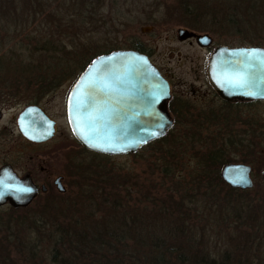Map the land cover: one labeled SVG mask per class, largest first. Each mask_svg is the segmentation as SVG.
Here are the masks:
<instances>
[{
	"label": "rangeland",
	"instance_id": "374dc122",
	"mask_svg": "<svg viewBox=\"0 0 264 264\" xmlns=\"http://www.w3.org/2000/svg\"><path fill=\"white\" fill-rule=\"evenodd\" d=\"M9 1L7 4L0 5V64L2 63L0 65V107L4 110L0 127H3L6 132L9 131L10 135L13 131L15 133L13 140L18 142L15 127L18 113L28 104H38L56 122V133L52 139L40 147L43 151L41 157L43 162L40 165L46 176L50 178L46 181L49 183L47 184L50 189L49 194L45 197L39 196L26 209L13 210L9 206H1L0 242L8 244L11 232L5 228L12 220L29 218L28 226L30 221L38 218L44 228L56 226V221L61 214L58 210L62 208L66 210L70 204L69 200L75 193L76 196L78 194L77 185L80 180L77 179V175H81L82 171L89 167L94 175V172L98 170L94 165H99L111 172L110 177L114 178L112 186L125 185V189L131 192L134 199H148L145 194L151 192L154 193L152 200L155 201V206L158 204L163 207L160 202H164L166 190L181 193V196L173 202L186 203L187 208L179 212L167 208L169 205L166 206L164 213L151 204L147 206L145 214L151 210L147 216L151 231L146 229L144 232H154L157 235L168 234L171 235L172 240L177 236L178 220L186 215L185 219L189 220L187 229L190 228L187 234L190 238L188 239L182 232L173 246V249L177 247L183 250H180L184 253L181 257L186 264H200V259L204 255H208L215 264H251L252 249L249 248L248 236L252 231L244 228L243 225L234 226L226 208L214 207L211 199H205L202 196L205 190L197 189L205 185L195 180V177L197 172L203 169L200 163L201 157L223 149L221 163L250 166L253 187L245 192L232 190L226 186V188H215L214 191L221 196L227 195L228 190L232 193L229 195H239L236 197L237 200L250 203L254 213L264 217V180L261 176L264 170V103L236 105L235 118L230 121L214 118V116L207 121L185 120L178 116L173 134L163 143L152 144L151 148L144 147L132 155L93 159L91 154L85 152L74 140L65 115L67 96L75 80L69 79L48 95L33 100L31 96H37V94H30L33 92H24L17 88L19 86H15L16 90H11L14 85L10 82L18 78L16 74L19 73L16 67L10 66L26 62V58L32 56L31 42L34 38L47 37L52 27L49 24H55L62 29L63 41H73L75 46L83 44L84 48L93 52L107 49L125 50L138 45L154 65L171 79L173 93L185 92V88L205 92L210 97L205 101L212 107L211 110L214 108L215 111L217 110L216 102L213 101L214 97L209 91L210 85L206 77L209 53L216 46L264 47V18L262 20L264 0H248V4L245 0V3L237 8L235 6L236 20L233 22L225 18L235 5L233 0L218 6L216 3L213 5L211 0H190V5L197 10L196 16L184 14L181 0H137L136 4L132 0H116L119 7H115L113 0H104V7L99 10V15H108L109 22L104 29L96 28L93 34L90 33L93 23L89 26L83 25V28L80 27V23L67 26L72 21L81 22L80 20L84 19L77 18V12H82L78 10V1L76 3H70V0ZM120 1L126 3L120 4ZM150 3L151 8L148 6ZM204 6L208 8L205 12L207 14L204 17L203 12L201 17L197 18ZM242 11H249L246 20H242ZM255 11L260 15L255 16ZM32 12H35L34 17L30 15ZM53 14H56V17H53ZM189 22L196 23L200 30L195 26H193L194 29L187 26ZM216 23L223 28L217 29ZM67 27L76 31L78 35L65 36L64 31ZM179 29L193 30L200 35L207 34L212 38L213 45L206 50L194 44L180 42L176 38V31ZM80 30L84 35H81ZM100 32H102L101 35H99ZM29 38L31 40L28 42ZM33 56L35 61L32 62L33 67L26 72L34 74L38 70L34 66L39 60L46 56L51 57L52 54L37 53ZM191 96L194 97L191 101L193 106L191 112L195 113L196 106L202 104L200 102L202 99L198 97L199 94ZM29 98L33 102L29 101ZM222 112L226 114V111ZM249 129L251 134L246 133ZM227 138H231V142ZM25 148L27 152L35 150L29 146L23 147L24 150ZM219 171L220 168L207 173L213 178L216 172L219 176ZM57 176L65 179L67 193L63 197H59L52 186V181ZM107 183L110 184L109 181ZM213 184L214 182L211 183ZM117 190V202L121 206L125 205L126 201H123L125 192L121 191L120 186ZM156 190L159 191L156 192ZM107 191L112 194L110 189ZM148 197L151 198V196ZM113 200L114 198H111L110 201L113 202ZM111 202L110 208L113 206ZM244 205H246L244 210H249V206ZM141 206L144 207V205ZM77 211H80L79 207ZM123 212L88 214L86 224L89 223L91 227L96 225L95 232L98 233L99 228L110 225L113 220H118L123 216ZM72 215H66V217ZM137 229L138 227H135L131 232H139ZM126 232L130 233V231ZM20 235L29 237L25 228L18 232L17 237L20 238ZM35 239L36 235L28 238V240ZM123 245L132 250V244ZM185 263H178L176 260L170 262V264Z\"/></svg>",
	"mask_w": 264,
	"mask_h": 264
},
{
	"label": "trees",
	"instance_id": "16d2710c",
	"mask_svg": "<svg viewBox=\"0 0 264 264\" xmlns=\"http://www.w3.org/2000/svg\"><path fill=\"white\" fill-rule=\"evenodd\" d=\"M77 1L79 6L78 10L82 11L81 13L77 12V18L81 17L85 20L81 19V22L72 21L71 24L67 26H74L77 23H80V27L82 28L83 25L88 24L89 26V24L93 23L97 10L96 12L94 11V4L90 3L89 0H70V3H76ZM233 1L235 4L232 7L233 9L235 6V8H237V6L245 3V0ZM9 2V0H0V5ZM189 2L190 0H181V8L185 15L196 16V8L194 6L192 7ZM211 2L213 5L216 3L218 6V4L230 2V0H211ZM246 3L248 4V0ZM262 3L263 2H261V4ZM233 9L229 10L230 14L228 16H225L230 22L236 20L235 9ZM207 10L208 8L204 6L201 11H199L201 14L200 16L198 15L197 18H200L203 12L205 17L207 14L205 12ZM208 13L210 14V12ZM254 14L255 16L257 14L260 15V13L256 11ZM30 15L34 17L35 12H32ZM241 16L242 20H246L249 16V11H242ZM53 17H56V14H53ZM77 18L76 20H79ZM263 18L264 16L262 15V20ZM48 24V27H52L47 37L37 36L34 38V41L31 42L33 46L31 48L32 56L26 58V62H20V64L18 63L10 66L13 68L16 67V71L19 73L16 74L19 77L10 82L11 85H14L11 90H16L15 86H19L17 88L24 92H33L30 94H37V96H31L33 100L48 95L59 87L60 84L66 81L68 82L69 79L75 80L91 60L98 55L116 50L107 49L105 51L93 52L92 50L84 48L85 45L83 44L75 46L76 44H73L75 42L70 40L63 41V39H61L62 29L59 25L49 24L51 25L49 26ZM187 26L193 29V26H195L199 29L196 23L192 24L189 22ZM216 27L217 29L218 27H220V29L223 28L217 23ZM226 27L228 28V25H226ZM80 32L81 35H84L82 30H80ZM64 33L65 36L68 37L78 35V33L70 29V27H67ZM30 40L31 38L28 39V42ZM105 42L107 44V41ZM130 49L145 53L138 45ZM37 53L42 55L52 54V56H46L40 59L38 64L34 66V68L38 69L34 74L26 72V70L33 67L32 62H35L33 60V55ZM29 101H31V99ZM174 128L164 138L150 143L146 147L151 148L152 144L163 143L173 134L172 131ZM222 150L223 149H218L216 153H210L201 157L200 163L203 169L197 172L195 180L200 181L201 184L205 186L196 188L205 190L202 196L207 200L211 199L214 207L223 206L226 208L234 226L243 225L245 226L244 228L252 231L248 236L249 248L252 249L251 264H264V217L255 214L250 203H245L239 199L237 200L236 197L239 195H229L232 193L228 189V193L225 196H221L218 192H215V188L226 187L221 182L217 172L216 176L213 178L208 176V171H217L225 164V162L221 163L220 161L223 153ZM89 154H91L93 159H95V157L107 158L92 153ZM219 164L221 165L220 167ZM94 166L98 169L94 172V175L90 167L88 169L85 168L81 175H77V179L80 180L77 185L78 194L76 196L75 193V195L72 196L69 200V207L66 210L65 208L58 210L61 214H59L60 218L56 221V226L51 225L50 228H48V226L44 228L42 225L43 223L39 221L38 218L30 221L28 226L27 221L29 222V218L12 220L7 225L5 229L11 232V234L8 244L0 242V264H170L171 261L175 260L178 261V263H185L181 257V255L184 254L181 252L183 250L177 247L173 249V246L176 244L182 232L188 239L190 238L187 234L190 228L187 229V222H189V220L185 219L186 215L178 220L177 236L172 240L170 239L171 235L168 234L157 235L154 232H144L146 229H149L147 231H151L147 219L151 210H148L149 212L145 214V209H148L147 206L151 204V206L164 213L166 206L169 205L167 208L179 212L183 210V208H187L186 203L173 202L177 197L181 196V193L179 191L166 190L164 202H160L163 204V207L158 206V204L157 207L155 206V201L152 200L154 193L149 192L145 194V197L148 199H134L131 196V192L125 189V185L115 184V186L113 185L114 187L112 186L114 178L110 177L111 172L99 165ZM210 174H212V172ZM107 181H109L110 184H108ZM213 182L214 184L211 185ZM118 186H120L122 192H125L123 201H126V204L122 206L117 202ZM107 189H110L112 194L108 193ZM158 191L159 190H156V192ZM138 192L140 193L141 191L139 190ZM148 196H151V198L149 199ZM111 198H114L113 202L110 201ZM110 202L113 204L112 208H110ZM244 204L249 206V210H244L246 207ZM141 205H144L145 208ZM78 207L80 211H77ZM68 210H70V212H67ZM108 211L113 213L124 212L123 216L118 220H113L110 225L99 228L98 233L95 232L96 225H92L91 227L89 223L88 225L86 224L88 222L86 220L89 216L88 214H104ZM84 213H86V215H82ZM71 214L73 215L66 217V215ZM135 227H138L137 230H139V232L132 233L131 230ZM24 228L29 234L28 238L36 235V239L28 240L26 237L27 234L20 235L21 237L18 238V232H21ZM88 228L90 229L89 231ZM126 231H130V233ZM123 244H132V250L130 247L124 246ZM200 264H215V262L211 260L208 255H204L200 259Z\"/></svg>",
	"mask_w": 264,
	"mask_h": 264
},
{
	"label": "water",
	"instance_id": "95a60500",
	"mask_svg": "<svg viewBox=\"0 0 264 264\" xmlns=\"http://www.w3.org/2000/svg\"><path fill=\"white\" fill-rule=\"evenodd\" d=\"M194 38L207 48L211 38L187 30H177V39ZM254 53V55H249ZM264 49L218 47L207 66V76L216 93L225 101L264 100ZM243 74L248 83L241 87L231 82ZM169 99L168 85L148 58L134 51L101 55L85 68L67 98L66 116L76 141L87 151L105 156H127L159 140L172 127L162 107ZM78 102H82L78 106ZM22 136L44 143L54 134V123L36 106L27 107L17 119ZM221 180L232 190L252 188L250 168L225 165ZM264 180V171L262 172ZM57 191L64 193L59 182ZM31 189V191H24ZM37 189L30 178L19 179L9 167L0 170V207L26 208Z\"/></svg>",
	"mask_w": 264,
	"mask_h": 264
},
{
	"label": "flooded vegetation",
	"instance_id": "af4514ba",
	"mask_svg": "<svg viewBox=\"0 0 264 264\" xmlns=\"http://www.w3.org/2000/svg\"><path fill=\"white\" fill-rule=\"evenodd\" d=\"M132 1L134 2V4H136L135 2L137 0H132ZM89 2L94 4V6H93V9L95 7L94 11L96 12V10H97V13L94 17V21H93L92 28H91V33L93 34V33H95L96 28L104 29V26H106V24L109 22V18H108V15H106V14L99 15V10H101L102 7H104V5H103L104 0H89ZM124 3H126V2L120 1V4H124ZM113 4L115 5V7L118 6L116 0H113ZM148 6H149V8H151V3L148 4ZM113 8H114V6H113ZM90 18H91V16H90ZM99 25H102V26H99ZM102 32H100L99 35H101ZM191 32L194 34H197L193 30ZM184 42H187L190 45H192V44L196 45L195 40L193 38L188 39ZM210 47L207 48L206 50H209ZM250 47H254V46H250ZM261 48L264 49V47H261ZM211 53H212V51L209 54L211 55ZM210 55H209V57H210ZM150 61L154 65L152 60H150ZM155 67L169 86L170 98H169V100L166 101L165 105L162 107V110L166 114L169 115V117L172 119L173 123H175V121H178V119H179L178 116L183 117L185 120H197V121H204V120L207 121V120L213 119L212 116H214V118H220V119H223L225 121L226 120L230 121V120H234V118H235V106L236 105H238V104H245L246 105V104H262V103H264V100H259V99H255V100H235L234 99L231 101H225L216 93V91H214L212 86L209 84L210 89H211V90L209 89V91H211V93L214 97L213 101L216 102V108L218 110V111L217 110L214 111V108L211 110L212 107L209 105L208 102L205 101L206 98L210 99V97L207 93L202 92V91L196 92L193 90H189L187 88H185V92H183V91L181 92L182 94L181 93H178V94L173 93L172 87H171V79L159 67H157V66H155ZM206 77H207V74H206ZM189 92H192V93H189ZM198 94H199L198 97L202 99V100H200V102L202 104H199L196 106V112H195L196 114H195V113L191 112V110L193 109V106H191V101L194 100V97H192L191 95L195 96ZM182 99H184V100H182ZM31 106L38 107L47 116V118L49 120L54 122V134H53V137H54V135L56 133V122L51 117H49V115L38 104H28L23 108V110L25 108L31 107ZM22 111H20L18 113V115L15 119V127L17 130L16 138L18 137L20 139V140L18 139V142H17V140L16 141L13 140V139H15L13 137V136H15L14 135L15 133H13V131H11V135H10L8 130H7L8 132H6V130L3 127H0V170L3 168L9 167L11 169V172L14 173L19 179H22L24 177L30 178L32 185L37 189L36 196L33 199V202H34L35 200L38 199L39 196L45 197L49 194L50 189L48 188V185H47L49 183H46V181L49 180L50 178L48 176H46V173H45L43 167H41V165H40L43 162L41 159V157L43 155V151L40 147L44 143L31 142V141L27 140L26 138H24L18 130L17 118ZM222 111H226V114L223 113ZM3 116H4V110L0 107V122L3 119ZM249 131H250V129L247 130L246 133L251 134V132H249ZM227 139H228V141L231 142V138H227ZM20 142H22L23 144H21ZM25 146H29V147L34 148L35 149L34 152H27L26 148H25V150L23 149V147H25ZM232 164H235V163H232ZM37 170H38V172H37ZM250 176H251V168H250ZM57 181L59 182V184L64 189V193H62V195L59 194L57 191V188L55 185V182H57ZM64 181H65V179L62 176H57L52 181V186L54 188V191L56 192V194L59 197L64 196L67 193V190H66L65 185H64Z\"/></svg>",
	"mask_w": 264,
	"mask_h": 264
},
{
	"label": "snow or ice",
	"instance_id": "6c2138e0",
	"mask_svg": "<svg viewBox=\"0 0 264 264\" xmlns=\"http://www.w3.org/2000/svg\"><path fill=\"white\" fill-rule=\"evenodd\" d=\"M249 55H254V53ZM261 62L264 63V60H262ZM231 82L237 86L243 87L248 83V79L243 74H237L235 77L232 78ZM80 103L82 102H78V106ZM24 191H31V189H24Z\"/></svg>",
	"mask_w": 264,
	"mask_h": 264
}]
</instances>
